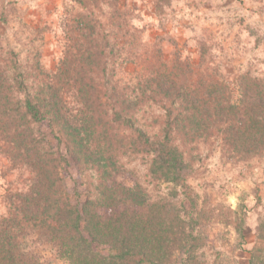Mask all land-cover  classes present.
Wrapping results in <instances>:
<instances>
[{"label":"trees","instance_id":"1","mask_svg":"<svg viewBox=\"0 0 264 264\" xmlns=\"http://www.w3.org/2000/svg\"><path fill=\"white\" fill-rule=\"evenodd\" d=\"M110 9L103 21L82 11L62 19L63 56L53 74L45 71L36 85L25 76V97L0 69V147L12 168L30 173L27 189L7 194L13 208L0 218V264H54L21 240L28 231L67 264H172L162 250H180L189 233L166 212L138 221L131 207L138 194L107 184L120 158L147 154L150 171L178 185L187 167V144L221 124H228L233 142L245 140L252 153L264 152V83L245 76L240 104H233L231 90L220 88L203 67V55L198 62L181 53L167 58L164 46L128 18L127 3L115 0ZM70 91L79 104L75 114L68 107ZM151 103L162 108L153 123L157 130L139 116ZM44 121L78 164L103 161V194L71 202L58 157L37 139L42 133L36 127ZM101 205L116 211L105 216ZM258 230L264 241V221ZM191 262L184 258V264ZM250 264H264L261 243Z\"/></svg>","mask_w":264,"mask_h":264},{"label":"rangeland","instance_id":"2","mask_svg":"<svg viewBox=\"0 0 264 264\" xmlns=\"http://www.w3.org/2000/svg\"><path fill=\"white\" fill-rule=\"evenodd\" d=\"M113 1L0 0V69L17 94L25 97L26 81L36 85L45 71L53 74L67 41L63 18L82 11L103 21ZM119 1L129 5L128 18L145 36L164 46L167 58L181 53L182 58L198 62L203 55V67L213 74L217 85L231 90V103L240 104L245 76L264 83V0ZM71 93L68 107L75 114L79 104ZM161 112L159 104L151 103L139 116L142 123L157 130L153 123ZM238 115L244 118L243 112ZM216 127L187 144V167L178 185L152 173L150 157L143 153L121 157L107 183H113V191L128 188L138 194L131 207L141 224L166 212L168 219L173 217V222L186 228V248L172 253L165 247L162 250L165 258L174 260L172 264H184L186 256L192 259L191 264H250L254 247L260 243L264 247L258 230L264 221V152L252 153L245 140L233 142L226 131L228 124ZM36 128L42 133L37 135L41 146L58 157L71 202L103 194V161L100 166L80 165L45 121ZM10 165L0 147V218L9 216L13 208L7 194L27 189L30 179L26 168ZM98 209L105 216L116 211L103 205ZM20 238L44 259L67 264L52 245L29 231Z\"/></svg>","mask_w":264,"mask_h":264}]
</instances>
